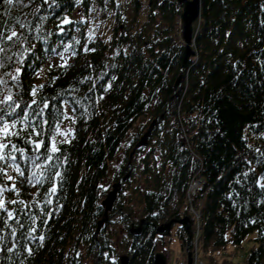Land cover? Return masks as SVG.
<instances>
[{
    "label": "trees",
    "instance_id": "1",
    "mask_svg": "<svg viewBox=\"0 0 264 264\" xmlns=\"http://www.w3.org/2000/svg\"><path fill=\"white\" fill-rule=\"evenodd\" d=\"M77 6V0H14L12 5L0 0V36L19 34L16 44L0 42L5 65L0 67V129L13 126L3 154L16 158L0 160L7 173L0 175V187L14 184L18 192L3 193L16 220L0 211V247L12 249L0 252V264H87L98 247L99 264H120L108 258L113 219L102 225L98 242L96 230L104 217L103 201L126 176L129 162L130 176L116 207L132 213L122 204V192L129 187L141 212L138 222L129 224L127 216L120 220L127 230L122 248L127 264H154L166 237L156 228L189 215L186 190L198 172L204 184L194 207L205 262L234 263L235 253L228 251L241 250L256 233L255 245L241 262L264 264V0H200L196 58L183 69L186 86L171 105L185 52L176 0H81L90 22L99 29L111 27L107 40L91 31L89 21L72 19ZM66 49L71 58L38 80L39 72ZM64 105L74 117L69 141L59 144L57 152L43 146L36 151V141L51 148ZM156 119L148 148L135 150ZM141 120L146 124L112 172L128 134ZM12 144L25 151H12ZM34 172L42 184L35 182ZM138 178L142 188L135 184ZM54 184L57 192L45 205ZM49 210L52 215L41 228ZM33 219L36 233L29 227ZM141 220L146 223L141 232L132 233ZM177 228L185 249L194 228ZM40 235L42 241L32 239Z\"/></svg>",
    "mask_w": 264,
    "mask_h": 264
},
{
    "label": "rangeland",
    "instance_id": "2",
    "mask_svg": "<svg viewBox=\"0 0 264 264\" xmlns=\"http://www.w3.org/2000/svg\"><path fill=\"white\" fill-rule=\"evenodd\" d=\"M77 1H78V6H77V8L73 14L72 19H74L76 22L86 21V20L89 21V25L91 26L90 27L91 31H95V32H99V33L103 34V36H104L103 38L105 40L109 39L113 34V31H112L111 27L109 26V24H107L108 26H106V27L102 26L100 29L97 28V26L93 22H90L89 18L83 13V11L80 7L81 0H77ZM176 2H177V0H176ZM178 8H180L182 10V6H178ZM193 28H194V25H193ZM181 38H182V34H181ZM182 42H183V40H182ZM183 44H184V42H183ZM184 46H185V44H184ZM191 48H192V51L195 52L193 49L194 48V29H193V39H192ZM70 58H71L70 53H68V49H66L64 53H61L58 58L54 59L53 61H50L48 63V65L44 69H42L41 72H39L38 80H42L44 78V76H45V74L49 68H51L53 66H58V65L62 64L63 62L69 60ZM195 58H196V52H195V56L190 58V61H192ZM182 73H183V71H182ZM179 75H181V72ZM182 82H183V74H182ZM182 82H181L180 88L178 87L177 89H175V87H174L175 91H174V94L171 96L172 100L169 101L170 105L175 104V102L180 97V93L184 90L186 85H184V83L182 84ZM170 98H169V100H170ZM64 110H65L64 120L59 125V127L56 131V134L53 138V142H52V144L53 143L55 144L56 148L59 144L67 143L69 141V139L72 135V131H73L74 117H73V114L71 112V108L68 105H64ZM145 124H146L145 120L139 121L137 123V125L135 126V128L128 134L126 143L124 144L122 150L120 151L117 159L111 165L112 166L111 167L112 172L113 171L115 172L117 167H119L121 162H123L125 149L130 146L131 141L139 134V132L141 130V126H143ZM6 125H8V129L10 130L7 133V135H8L12 131L13 126L11 124H6ZM5 135H6L5 130L2 127L0 129V141H3V139L5 138ZM147 148L148 147L146 146V149ZM112 172L110 171L109 178L106 181H104V183H103V187H105L106 189L109 188V186L111 185L110 181H111V178L113 177ZM199 174H200V172H198L197 175L193 176L188 183L187 190H186V199H187L188 204L190 203V197L194 198V196H195V195H193V192L195 191V187L199 186V188H200V186L203 185V183H204V182L200 183V181L203 180V178H200ZM135 184H139V186L142 188L144 186L143 179L138 178L137 181L135 182ZM122 193L124 194V196H123V200H124L123 202L124 203H122V204L124 207L126 206L129 209L128 210L129 212L131 211L132 213L130 215H128L126 213H123L122 210L120 211L119 209H117V207H116L117 199H116L114 206H113V208L114 207L116 208V211L113 213V209H112L110 211V214H109L110 216L108 218V219L111 218L114 221L109 227L110 236H111V238H113L111 244L113 246L112 248H113L114 252H113V250L110 251L108 258L111 261L117 260L120 264H121V261H120L121 257L125 256L123 254L122 248H124L123 246H125V238L127 237L126 227L123 223H121L120 220L124 219V217L127 216L129 218L128 219L129 224L134 223V222H138L140 219V212H141V209L139 207V201L137 200L134 193L132 192V188L125 187V189ZM194 204H195V202L193 203L192 207L195 206ZM188 212H192V213H190L188 216H186L187 218L190 219V222L186 226H187V228L190 227V228H194V229L192 230L193 233L191 234V236L188 237V244H187L186 248L185 249L181 248L180 239H179V236L177 234V231H178L177 227L179 226V224H176V223L172 225L170 231H166L165 233H163V234H166V237H164L160 241V243L158 244V250H159L158 253H162L165 256L166 264H181V262L188 264V259H187L188 255H190V257H191V264H194V263L207 264L202 257L201 250L199 247L200 218L198 216L197 211L193 212V209L189 208ZM174 220H176V219H174ZM178 220H182L181 216L178 218ZM195 232H197V233H195ZM159 234H161V233H159ZM98 235H96V238L98 237ZM194 235H196V236H194ZM193 236L196 238L194 240V243H193V239H194ZM255 237H256V233L251 234L243 242L241 250L231 248L228 251L229 253L232 251H233L232 253H235L236 256L232 257V260L235 264L236 263L237 264H246V262H241V261H242L243 257H247L249 251L255 245V243L252 241L253 238H255ZM96 242H98V240ZM96 245L98 247L99 243H96ZM97 251H98V253H97V255H95L96 257H94V258L90 257L87 261V264H99V256L102 253V251L99 247L97 248ZM239 262H241V263H239Z\"/></svg>",
    "mask_w": 264,
    "mask_h": 264
},
{
    "label": "water",
    "instance_id": "3",
    "mask_svg": "<svg viewBox=\"0 0 264 264\" xmlns=\"http://www.w3.org/2000/svg\"><path fill=\"white\" fill-rule=\"evenodd\" d=\"M178 6H182V15H181V24H182V40L185 44V52L183 56V63H182V69H181V75L178 76L176 82H175V89L178 87L180 88L181 82H182V71L185 68V66L190 61L191 57L195 56V52L192 51L191 45H192V39H193V25L199 20L200 16V0H177ZM172 100V97L169 101ZM158 119L154 120L148 130L143 134V136L140 138L138 144L135 147V150L140 147H146L148 145V139L151 135L153 127L156 125ZM128 173L126 176L121 179L119 182L115 183L112 186V190L108 193L107 197L103 201L104 206V217L102 220H100L97 224V230L96 235L100 232V229L103 224H105L108 221L110 211L113 209L114 203L116 201L117 195L121 189V185L124 183L125 180H127L130 176L131 171V163L128 164ZM261 177L264 178V170L261 173ZM189 219L187 217L183 218L182 220H173L169 222L168 224L158 226L156 228L158 233H165L166 231H170L173 224H179V226H185L189 223ZM146 224L145 220H141L139 223L138 228H131V232L134 234H139L142 230V226ZM97 239V238H96ZM97 241V240H96ZM121 264H127L128 258L127 256H123L120 259ZM154 264H166L165 256L162 253H158L154 257ZM188 264H191V257L188 255Z\"/></svg>",
    "mask_w": 264,
    "mask_h": 264
},
{
    "label": "snow or ice",
    "instance_id": "4",
    "mask_svg": "<svg viewBox=\"0 0 264 264\" xmlns=\"http://www.w3.org/2000/svg\"><path fill=\"white\" fill-rule=\"evenodd\" d=\"M13 2H14V0H2V3L3 4H7V5H12ZM65 22H67V21H65ZM18 35L19 34L17 32L11 31L10 34L7 35L6 37L0 36V42H2L3 40L6 39L8 41H13V43L16 44L19 41L16 40V39H14V38L18 37ZM0 52H4V48L3 47H0ZM7 59L8 60H11V56H8ZM4 66L5 65L2 62H0V67H4ZM15 71L17 73H19L20 72V69L17 68V69H15ZM13 79H16V77L14 76ZM0 83H2V81H0ZM32 94L35 95V89L32 90ZM8 100L9 101H12V97L11 96H8ZM33 103H35V101ZM3 128L5 130L6 135H5V139L3 141H0V160H5V161L12 160V161H15V159H16L15 157H13V156H5L3 154V150L4 149H7L9 147L7 141L10 140V136L7 135V133L10 131L8 129V125H6V124L3 125ZM36 135L39 136L40 133H36ZM25 142L27 143L28 141H25ZM33 143L35 144V150L36 151H39L42 146L45 149H47L49 151H52V152L59 151V149H57L55 147V144L54 143L52 144L51 148H49L48 145L44 144L43 141H36V142H33ZM11 149H12V151H19L21 153H23L25 151V149H23V148H18L16 144H12L11 145ZM39 158H40L39 156L36 157V159H39ZM46 159H50V157H46ZM15 170L20 175H24V172L20 169L19 165H16ZM0 175H7V173L4 171L3 168H0ZM55 176H60V173L57 171L55 173ZM7 178H8V180H13V177H11V176H8ZM33 179L35 180L36 183H39V184H42L43 183V180L42 179L37 178L35 172L33 173ZM6 191H12V192H15V193L18 194L17 189H16V187H15L14 184L11 186V188L0 187V211H2V213L4 215H6L9 219L16 220V217L13 215V213L11 211H9L8 208L5 206V203L6 202L3 199V193L6 192ZM56 192H57V187L54 184L50 188V190H49L48 198L44 202L45 205H51V203H52V195L55 194ZM8 203L15 204V203H17V201L16 200H11V201H8ZM21 203H23V202L21 201ZM51 215H52V211L51 210H49L47 213L44 214V220L42 221L41 226H40L41 228H43L44 226H46L47 220L51 217ZM17 223H19V221H17ZM34 225H35V220L33 219L32 220V224L29 225L30 231L32 233H36V231H37V228ZM3 226H4L3 216L0 215V228H2ZM20 227L23 228L24 225L23 224H20ZM32 239L33 240L38 239V240L42 241L44 239V236L43 235H40L38 237L37 236H33ZM4 251H12V249H10V248L9 249H5L4 247H0V252H4ZM27 251L30 253L31 252V248H28Z\"/></svg>",
    "mask_w": 264,
    "mask_h": 264
},
{
    "label": "built area",
    "instance_id": "5",
    "mask_svg": "<svg viewBox=\"0 0 264 264\" xmlns=\"http://www.w3.org/2000/svg\"><path fill=\"white\" fill-rule=\"evenodd\" d=\"M200 183H203V180H201ZM198 188H199V186L195 187V191L193 192V195L197 194ZM193 202H194V198L190 197V204H191L190 208L193 209V212L197 211V213H198V210L196 208L192 207L193 206ZM190 213H192V212H190ZM198 216H199V213H198ZM194 264H197V263H194Z\"/></svg>",
    "mask_w": 264,
    "mask_h": 264
},
{
    "label": "bare ground",
    "instance_id": "6",
    "mask_svg": "<svg viewBox=\"0 0 264 264\" xmlns=\"http://www.w3.org/2000/svg\"><path fill=\"white\" fill-rule=\"evenodd\" d=\"M200 17V16H199Z\"/></svg>",
    "mask_w": 264,
    "mask_h": 264
}]
</instances>
